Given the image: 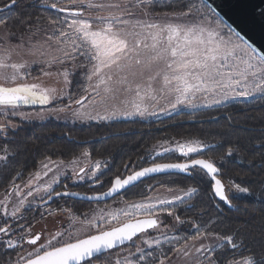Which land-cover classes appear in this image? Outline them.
I'll use <instances>...</instances> for the list:
<instances>
[{
    "label": "snow or ice",
    "instance_id": "6c2138e0",
    "mask_svg": "<svg viewBox=\"0 0 264 264\" xmlns=\"http://www.w3.org/2000/svg\"><path fill=\"white\" fill-rule=\"evenodd\" d=\"M257 12L264 17V8ZM29 56L31 62L23 59ZM37 63L40 76L56 77L63 87L45 86L40 76L26 82ZM77 74L83 82L73 92ZM253 101L264 102V50L224 23L206 0H27L23 5L0 0V174L22 151L12 138L33 118L148 120L182 108ZM36 106L39 111L21 110ZM255 146L264 151V140ZM214 147L196 138L163 139L107 181L102 177L110 161H92L88 148L67 161L45 155L18 184L21 167L0 192V261L264 264V242L257 253L241 229L216 231L224 206L233 208L234 199L247 196L264 203V184L254 192L229 181L226 190L220 178L225 157L218 162L205 155ZM234 151L230 146L225 156ZM177 174L193 183L178 184L171 179ZM67 180L71 185L63 183L58 191ZM81 183L91 191L70 190ZM105 183V191H95ZM204 183L213 216L197 208ZM137 188L139 199H127ZM69 199L106 206L77 213L67 205ZM59 200L65 204L52 207ZM37 212L41 220L64 216L66 226L61 223L46 238L43 231L33 233ZM239 250L246 254L237 257Z\"/></svg>",
    "mask_w": 264,
    "mask_h": 264
},
{
    "label": "trees",
    "instance_id": "16d2710c",
    "mask_svg": "<svg viewBox=\"0 0 264 264\" xmlns=\"http://www.w3.org/2000/svg\"><path fill=\"white\" fill-rule=\"evenodd\" d=\"M199 4L200 0H193ZM27 0H20L26 4ZM37 14H39L37 12ZM76 81V80H75ZM77 82L73 91H78ZM200 139L215 145L206 156L220 161L225 157L220 178L231 188L229 181L247 186L254 192L264 184V151L255 145L264 140V102L231 103L194 112H180L161 119L149 121H121L114 123H90L80 126L60 125L53 122L21 124L19 131L12 138L22 149L20 155L11 162L9 168L0 174V191L8 186L12 175L23 167L24 179L29 172L36 170L37 162L50 154L53 160L65 161L78 156L84 148L91 152V159L110 161V170L102 179L108 180L118 173L129 160L136 161L146 150L163 139ZM235 149L231 157L225 153L229 147ZM169 179L167 176L160 177ZM180 185H189L193 181L186 176L171 177ZM151 182V181H148ZM86 186V185H85ZM109 185L105 183V189ZM143 187V186H141ZM197 198V208H207L208 215L213 216V200L206 183L201 184ZM132 189L127 199H139ZM233 208L224 206L222 222L216 231L229 233L241 229L247 234L246 244L257 253L264 242V203L252 197L241 196L233 200ZM182 215H192L181 213ZM208 217L206 216L205 219ZM247 225V227H245ZM246 250H239L237 257L245 255Z\"/></svg>",
    "mask_w": 264,
    "mask_h": 264
},
{
    "label": "water",
    "instance_id": "95a60500",
    "mask_svg": "<svg viewBox=\"0 0 264 264\" xmlns=\"http://www.w3.org/2000/svg\"><path fill=\"white\" fill-rule=\"evenodd\" d=\"M206 3L216 9L224 23L264 50V17L257 12L258 8H264V0H206Z\"/></svg>",
    "mask_w": 264,
    "mask_h": 264
},
{
    "label": "rangeland",
    "instance_id": "374dc122",
    "mask_svg": "<svg viewBox=\"0 0 264 264\" xmlns=\"http://www.w3.org/2000/svg\"><path fill=\"white\" fill-rule=\"evenodd\" d=\"M209 15L211 16V13H209ZM224 31H225V33H227V29L226 28L224 29ZM14 59L19 60V59H21V57H14ZM23 59H27L29 62H31L34 59V57H30V56L29 57H23ZM40 68H41V65L39 63L33 64L32 68H31L32 75L28 78V80L26 82H28V83L36 82V81L33 80V77L40 76ZM39 82H42L45 86H53V87H56L57 89L63 87L62 81H58V78H56V77H43V76H40V81ZM76 82L77 83H82L83 82L78 74L73 79L72 91H73V88H74V83H76ZM73 92H75V91H73ZM199 102L200 101H197V103H199ZM213 107H218V106H213ZM213 107H211V108H213ZM205 109H210V108H204V107H199V108H196V109L182 108V109H179L177 112L172 113L171 115H174V114H177V113H180V112H194V111L205 110ZM21 110L22 111H27V112L39 111L40 110V106H36L35 108H33V107H22ZM95 110L96 111H102V108H97ZM171 115H168V116H171ZM168 116L161 115L159 117L149 118L148 120H140L139 118H136L135 120L149 121V120L161 119V118L168 117ZM47 121L48 122L50 121V122H53V123H56V124H60V125L80 126V125H85V124H90V123H106V124H108V123L121 122V121H126V120H117V121H111V122L87 121L85 123H80V122H75L74 123L70 118L66 120L65 117H64V114H60V119H56L55 115H52V116H46V118L44 120L33 118L29 123H43V122H47ZM93 161H95V160H93ZM27 178H28V176L24 180L18 181L16 183L23 184L24 181ZM70 183H72L71 180H70ZM93 207H94L93 209H95V208H97L99 206H93ZM117 207H119V205H117ZM48 234H50V232H46L45 233V237H47Z\"/></svg>",
    "mask_w": 264,
    "mask_h": 264
},
{
    "label": "flooded vegetation",
    "instance_id": "af4514ba",
    "mask_svg": "<svg viewBox=\"0 0 264 264\" xmlns=\"http://www.w3.org/2000/svg\"><path fill=\"white\" fill-rule=\"evenodd\" d=\"M24 179L17 180L16 182L22 181ZM63 183H67V184L71 185L70 180L62 181L61 187L57 189L58 191L62 190ZM70 190L78 191V192H82V193H88V192L91 191V189L89 188V184L88 183H81L78 186L71 187ZM105 190H106V188L105 189H100L99 187H97L95 189V191H105ZM2 191H0V192H2ZM116 199L119 200V197H117ZM64 204H65L64 200H59V201H57V203L52 204V207L55 208V207H58V206H61V205H64ZM107 204L108 205L112 204V201L111 200L107 201ZM67 205L73 206L74 211H76L77 213H83L85 211H91L94 208L93 206H99V207H105L106 206L104 202L100 203L99 205H97V204H90L89 202L72 200V199H69L67 201ZM28 215H29V222H31V217H32L33 214L29 213ZM34 215H35L36 223H35V226L33 227V233L43 231L44 236H45L46 232L53 233L54 231L58 230L60 228V226H61V223H65V225H66V221H65V217L64 216H59V215L55 216V217L49 216V217H46L45 219L41 220L40 215H39L38 212L35 213ZM41 242H43V241H41ZM25 247L28 248L29 246H25ZM29 250H30V248H29ZM13 255H15V254L13 253ZM113 255H115V253H113ZM0 264H2V261H0Z\"/></svg>",
    "mask_w": 264,
    "mask_h": 264
}]
</instances>
